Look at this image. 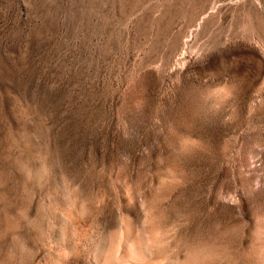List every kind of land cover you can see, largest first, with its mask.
<instances>
[{
  "label": "rangeland",
  "instance_id": "obj_1",
  "mask_svg": "<svg viewBox=\"0 0 264 264\" xmlns=\"http://www.w3.org/2000/svg\"><path fill=\"white\" fill-rule=\"evenodd\" d=\"M179 1L0 0V264H264V0Z\"/></svg>",
  "mask_w": 264,
  "mask_h": 264
},
{
  "label": "bare ground",
  "instance_id": "obj_2",
  "mask_svg": "<svg viewBox=\"0 0 264 264\" xmlns=\"http://www.w3.org/2000/svg\"><path fill=\"white\" fill-rule=\"evenodd\" d=\"M171 1H172V0H171ZM178 1H179V0H178ZM179 2H180V1H179ZM191 3H192V2H191ZM205 3H206V2H205ZM249 3H250V2H249ZM249 3H248V4H249ZM184 5H185V4H184ZM195 5H196V4H195ZM250 5H252V4H250ZM253 5H254V4H253ZM204 7H205V6H204ZM250 7H251V6H250ZM253 7L256 8V6H253ZM204 9H205V8H204ZM252 9H254V8H252ZM246 10H247V9H246ZM249 10H250V8H249ZM254 10H255V9H254ZM254 10H253V12H254ZM180 11H181V10H180ZM194 11H195V10H194ZM247 11H248V10H247ZM250 11H252V10H250ZM175 12H176V11H175ZM178 12H179V11H178ZM255 12H256V11H255ZM195 13H196V12H195ZM251 13H252V12H250V14H251ZM178 14H179V13H178ZM186 14H187V13H186ZM188 14H189V13H188ZM192 14H193V13H192ZM247 14H248V13H247ZM257 15H258V14H257ZM257 15H256V16H257ZM195 16H196V15L193 14L192 16H190V18L187 19V26H189V25L195 20ZM182 17H183V16H182ZM170 18H171V17H170ZM257 18H258V17H257ZM183 19H185V18H183ZM253 19H254V18H253ZM253 19H252V20H253ZM173 20H174V19H173ZM246 20H247V19H246ZM256 20H257V19H256ZM259 20H260V18H259ZM250 21H251V20H250ZM254 21H255V20H254ZM243 22H244V21H243ZM260 22H261V21H260ZM169 23H171V22H169ZM255 23H256V22H255ZM172 24H173V23H172ZM246 24H247V23H246ZM168 26H169V25H168ZM170 26H171V25H170ZM170 26H169V28H170ZM244 26H245V25H244ZM253 26H254V25H253ZM163 27H164V26H163ZM171 27H172V26H171ZM244 28H245V27H244ZM258 28H259V27H258ZM161 29H162V28H161ZM161 29H160V30H161ZM162 31H164V28L162 29ZM165 32H166V30H165ZM168 32H169V31H168ZM168 32H166V33H168ZM157 33H158V32H157ZM160 33H162V32H160ZM160 33H159V34H160ZM159 34H158V35H159ZM162 34H163V33H162ZM180 34H181V33H180ZM174 35H175V34H174ZM156 36H157V35H156ZM166 37H167V36H166ZM179 37H180V35H179ZM157 38H159V37H156V40H157ZM176 38H177V37H176ZM176 41H178V39H177ZM153 252H154V251H153Z\"/></svg>",
  "mask_w": 264,
  "mask_h": 264
}]
</instances>
